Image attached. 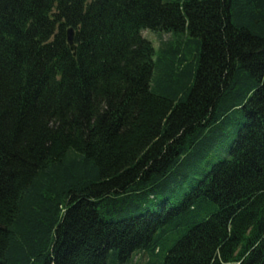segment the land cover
Instances as JSON below:
<instances>
[{
  "label": "trees",
  "instance_id": "1",
  "mask_svg": "<svg viewBox=\"0 0 264 264\" xmlns=\"http://www.w3.org/2000/svg\"><path fill=\"white\" fill-rule=\"evenodd\" d=\"M0 264H264V0H0Z\"/></svg>",
  "mask_w": 264,
  "mask_h": 264
},
{
  "label": "water",
  "instance_id": "2",
  "mask_svg": "<svg viewBox=\"0 0 264 264\" xmlns=\"http://www.w3.org/2000/svg\"><path fill=\"white\" fill-rule=\"evenodd\" d=\"M67 41L70 46V49L73 51L74 54H76L77 46L75 43V30L73 27H69L67 29Z\"/></svg>",
  "mask_w": 264,
  "mask_h": 264
},
{
  "label": "rangeland",
  "instance_id": "3",
  "mask_svg": "<svg viewBox=\"0 0 264 264\" xmlns=\"http://www.w3.org/2000/svg\"><path fill=\"white\" fill-rule=\"evenodd\" d=\"M142 34L146 37V38H148V39H150L151 41H153L154 42V44H155V42H156V39L154 38V33H152L151 31H149V30H144L143 32H142ZM218 158H220V154L218 153H214L213 155H212V157H211V159H210V162L211 163H214L215 162V160L216 159H218Z\"/></svg>",
  "mask_w": 264,
  "mask_h": 264
}]
</instances>
